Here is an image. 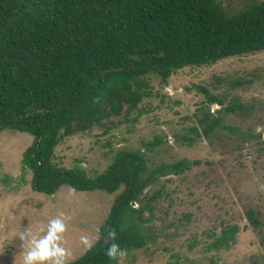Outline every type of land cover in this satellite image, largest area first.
Listing matches in <instances>:
<instances>
[{"label":"trees","instance_id":"trees-1","mask_svg":"<svg viewBox=\"0 0 264 264\" xmlns=\"http://www.w3.org/2000/svg\"><path fill=\"white\" fill-rule=\"evenodd\" d=\"M260 51L264 0H245L235 11L223 8L220 0H0V132L33 137L21 159L31 173V188L48 195L64 185L118 191L92 247L66 264H116L106 255L111 243L127 252L145 247L143 223L163 192L162 187L150 194L146 189L159 177L180 174L201 161L181 158L149 167L141 149H118L106 168L91 176L81 166L54 162L58 144L93 129L106 134L123 122L133 125L144 113L143 99L152 94V77L165 83L185 67ZM198 89L205 105L195 113L197 125L175 135V141L191 146L195 138L189 133L211 141L220 131L260 137L219 116L221 110L248 108L237 98L225 104L220 93ZM211 104L220 108L212 111ZM161 141L155 136L146 147L154 150ZM245 214L260 231V212L247 209ZM239 230L237 224H223L208 249L230 248ZM111 231L115 240L108 238Z\"/></svg>","mask_w":264,"mask_h":264},{"label":"rangeland","instance_id":"rangeland-1","mask_svg":"<svg viewBox=\"0 0 264 264\" xmlns=\"http://www.w3.org/2000/svg\"><path fill=\"white\" fill-rule=\"evenodd\" d=\"M244 1L220 0L230 11ZM234 81L240 84L233 87ZM199 87L220 93L225 104L237 98L247 106L244 111L218 114L225 124L260 137L244 139L220 131L211 141L189 133L195 138L191 146L175 141V135L197 125L195 113L205 105ZM151 88L137 122H123L106 134L93 129L65 137L54 150V162L67 168L81 166L92 176L106 168L118 149H141L149 167L181 158L200 160L180 174L159 177L146 189L150 194L163 188L153 216L143 223L148 243L127 252L123 264H264V51L185 67L165 83L152 77ZM155 136L162 138L161 143L147 149ZM32 140L26 132H0V264H23L27 248L21 234L29 239L44 235L49 220L61 213L67 218L62 246L69 251L66 263L71 262L88 248L81 237L92 244L97 239L118 191H78L66 185L52 195L34 191L31 173L21 162ZM247 209L260 212V231L248 223ZM225 223L239 226L236 242L228 249L209 250L213 234L218 235ZM41 227L45 232L39 231Z\"/></svg>","mask_w":264,"mask_h":264},{"label":"clouds","instance_id":"clouds-1","mask_svg":"<svg viewBox=\"0 0 264 264\" xmlns=\"http://www.w3.org/2000/svg\"><path fill=\"white\" fill-rule=\"evenodd\" d=\"M63 213L56 218L49 220L47 229L41 227L40 232H45L42 236L31 235L30 239L21 234V240L26 241L27 251L23 258V264H66V258L69 255L68 249L62 245L66 243L63 234L67 225ZM110 240H115L116 232L108 233ZM82 242L92 247V242L87 237H81ZM106 255L116 261V264H123L127 255V250L122 249L119 244L111 243L108 245Z\"/></svg>","mask_w":264,"mask_h":264}]
</instances>
